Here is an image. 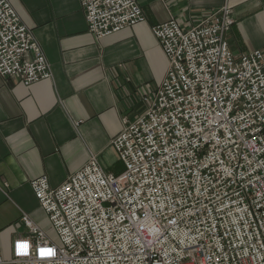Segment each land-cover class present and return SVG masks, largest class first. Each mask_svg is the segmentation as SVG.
Wrapping results in <instances>:
<instances>
[{
	"label": "built area",
	"instance_id": "1",
	"mask_svg": "<svg viewBox=\"0 0 264 264\" xmlns=\"http://www.w3.org/2000/svg\"><path fill=\"white\" fill-rule=\"evenodd\" d=\"M13 0H0V75L30 86L52 77ZM102 39L145 21L137 0H80ZM223 7L199 24L152 27L169 67L145 113L122 120L107 174L95 157L52 187L31 182L58 234L28 216L0 264H264V53L235 56Z\"/></svg>",
	"mask_w": 264,
	"mask_h": 264
},
{
	"label": "crops",
	"instance_id": "2",
	"mask_svg": "<svg viewBox=\"0 0 264 264\" xmlns=\"http://www.w3.org/2000/svg\"><path fill=\"white\" fill-rule=\"evenodd\" d=\"M143 23L102 39L87 28L80 0H13L33 32L52 77L25 86L0 75V253L26 237L28 216L44 232L49 219L31 182L62 185L95 157L107 174L124 165L112 146L122 120L142 116L169 63L152 27L171 20L191 28L223 7L235 56L264 53V0H137ZM46 233V232H45Z\"/></svg>",
	"mask_w": 264,
	"mask_h": 264
},
{
	"label": "rangeland",
	"instance_id": "3",
	"mask_svg": "<svg viewBox=\"0 0 264 264\" xmlns=\"http://www.w3.org/2000/svg\"><path fill=\"white\" fill-rule=\"evenodd\" d=\"M46 234L47 236L52 239L53 241H55L56 243H59V237L58 234L56 233V231L54 230V228L52 227V225L50 224V222L48 223V228L46 229Z\"/></svg>",
	"mask_w": 264,
	"mask_h": 264
}]
</instances>
